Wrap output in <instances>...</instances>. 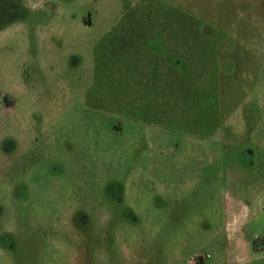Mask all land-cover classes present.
I'll return each instance as SVG.
<instances>
[{"label": "rangeland", "instance_id": "1", "mask_svg": "<svg viewBox=\"0 0 264 264\" xmlns=\"http://www.w3.org/2000/svg\"><path fill=\"white\" fill-rule=\"evenodd\" d=\"M260 175L264 0H0V264H250Z\"/></svg>", "mask_w": 264, "mask_h": 264}, {"label": "crops", "instance_id": "2", "mask_svg": "<svg viewBox=\"0 0 264 264\" xmlns=\"http://www.w3.org/2000/svg\"><path fill=\"white\" fill-rule=\"evenodd\" d=\"M260 178L261 182L258 179L251 180L250 184L248 180L242 178L243 185L229 182L234 185L231 200L223 209L222 221L228 258L232 252L237 262L243 256L247 258L245 262L250 264H264L263 258L254 254V251H263V245H254L253 242L258 235L264 238V178L261 175ZM256 182L259 183L257 193H250L251 189L255 188ZM205 264H216V260L208 259Z\"/></svg>", "mask_w": 264, "mask_h": 264}, {"label": "built area", "instance_id": "3", "mask_svg": "<svg viewBox=\"0 0 264 264\" xmlns=\"http://www.w3.org/2000/svg\"><path fill=\"white\" fill-rule=\"evenodd\" d=\"M256 241L259 242L261 245H263V252H264V238L258 237L256 238ZM208 256L203 253L196 254L188 264H205L208 260Z\"/></svg>", "mask_w": 264, "mask_h": 264}, {"label": "trees", "instance_id": "4", "mask_svg": "<svg viewBox=\"0 0 264 264\" xmlns=\"http://www.w3.org/2000/svg\"><path fill=\"white\" fill-rule=\"evenodd\" d=\"M253 242H254V245H258V244L260 245V243L257 242L256 240H254Z\"/></svg>", "mask_w": 264, "mask_h": 264}, {"label": "flooded vegetation", "instance_id": "5", "mask_svg": "<svg viewBox=\"0 0 264 264\" xmlns=\"http://www.w3.org/2000/svg\"><path fill=\"white\" fill-rule=\"evenodd\" d=\"M12 10V9H11ZM16 11V10H15ZM20 11H21V9H20ZM18 13V12H17Z\"/></svg>", "mask_w": 264, "mask_h": 264}]
</instances>
